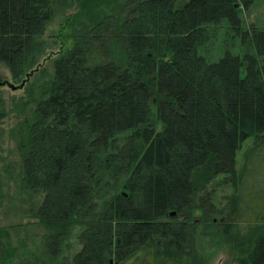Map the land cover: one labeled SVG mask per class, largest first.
Masks as SVG:
<instances>
[{
  "label": "trees",
  "instance_id": "16d2710c",
  "mask_svg": "<svg viewBox=\"0 0 264 264\" xmlns=\"http://www.w3.org/2000/svg\"><path fill=\"white\" fill-rule=\"evenodd\" d=\"M66 2L0 0V68L35 92L12 132L16 182L45 232L37 255L0 222V264H59L76 227L72 264H201L193 219L217 212L226 186L218 234L237 264H264V30L241 16L253 0L131 3L67 36L46 75L43 37ZM221 26L240 50L212 61L203 49ZM5 186L0 173V211Z\"/></svg>",
  "mask_w": 264,
  "mask_h": 264
},
{
  "label": "rangeland",
  "instance_id": "374dc122",
  "mask_svg": "<svg viewBox=\"0 0 264 264\" xmlns=\"http://www.w3.org/2000/svg\"><path fill=\"white\" fill-rule=\"evenodd\" d=\"M113 1L115 0H98L95 4H99L93 7L92 13H94V16L90 15L89 19L100 18L105 14L110 15L109 11L127 14L130 12L133 3L142 0H118V2L116 0V4ZM79 2L80 0H68L65 4L56 7L55 18L43 37V40L47 44V55L49 54L47 61L41 60L42 68L45 69L46 75H50L53 72L52 60L55 57L52 56V52L57 53L60 51V45L67 36H79L82 30H78V28L84 26L85 29V25L89 23L88 14L91 4L85 8L88 5V0L86 6L85 0ZM114 5L116 6L114 7ZM241 16L247 26L253 25L257 29L264 30V0H253L251 6L243 10ZM214 35L212 41L203 49V53L212 61H218L226 52L234 54L239 52L238 41L234 38V34L228 31L225 26L218 28ZM71 43V40L66 41L64 46L69 48L72 45ZM38 74L40 73H37V77ZM36 76H33L31 79L33 80L32 84L35 83ZM5 81L13 83L10 74L0 68V83ZM29 87L12 90L7 86L0 85V98L5 112L3 119L0 121V173L3 176V182L6 184L5 202L0 211V222L4 226H21L20 231H17L18 241L20 242L19 246L24 250L33 251L34 254L42 255L41 251L43 250L45 232L34 219L26 215V212L30 211L29 207L32 201L28 195L21 192L17 185L18 182H16V175L21 170V162L16 138L13 137L12 133L20 126L24 118L29 114L28 112L32 109V106L25 105L29 101L28 94H35L33 92L34 89ZM25 110H27V113H24ZM253 143L254 140L249 139L241 147L237 156L239 168L243 166L245 154L253 146ZM11 172L14 175L13 178L9 177ZM231 190V186L218 189V194L214 197L215 206L218 211L208 216V220H205L204 215L202 216L200 212L195 214L193 222L196 223L198 233L196 239L197 256L201 264H237L233 257L231 244L220 238L218 234L220 230L216 226L219 225V221L227 219L224 211L221 213L220 211L223 210L224 197L227 199L228 193H232ZM218 196L219 199L217 198ZM228 209L227 207L226 212H228ZM223 216L225 218H222ZM204 224H208L209 226L204 227ZM80 233L81 229L76 227L65 242H63L58 259L59 264H72L73 257L81 250ZM203 233H206L208 236L202 238Z\"/></svg>",
  "mask_w": 264,
  "mask_h": 264
},
{
  "label": "water",
  "instance_id": "95a60500",
  "mask_svg": "<svg viewBox=\"0 0 264 264\" xmlns=\"http://www.w3.org/2000/svg\"><path fill=\"white\" fill-rule=\"evenodd\" d=\"M1 86H7L9 87L10 89L12 90H15V89H18V87L14 86L12 83H10L9 81H5V82H2L0 83ZM23 85H21L19 88H21ZM175 213H172V216H174Z\"/></svg>",
  "mask_w": 264,
  "mask_h": 264
}]
</instances>
